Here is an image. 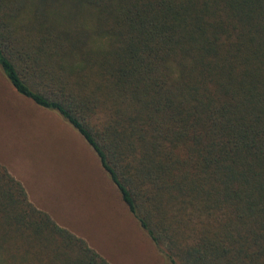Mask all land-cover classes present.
Instances as JSON below:
<instances>
[{
	"label": "trees",
	"instance_id": "16d2710c",
	"mask_svg": "<svg viewBox=\"0 0 264 264\" xmlns=\"http://www.w3.org/2000/svg\"><path fill=\"white\" fill-rule=\"evenodd\" d=\"M0 75L168 264H264V0H0ZM0 264L109 263L0 164Z\"/></svg>",
	"mask_w": 264,
	"mask_h": 264
},
{
	"label": "rangeland",
	"instance_id": "374dc122",
	"mask_svg": "<svg viewBox=\"0 0 264 264\" xmlns=\"http://www.w3.org/2000/svg\"><path fill=\"white\" fill-rule=\"evenodd\" d=\"M0 164L29 202L109 264H168L127 212L81 137L0 75Z\"/></svg>",
	"mask_w": 264,
	"mask_h": 264
}]
</instances>
